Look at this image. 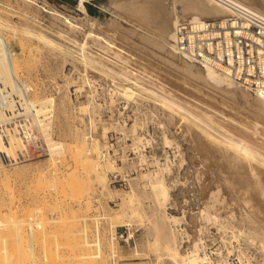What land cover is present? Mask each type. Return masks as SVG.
<instances>
[{"label":"rangeland","instance_id":"374dc122","mask_svg":"<svg viewBox=\"0 0 264 264\" xmlns=\"http://www.w3.org/2000/svg\"><path fill=\"white\" fill-rule=\"evenodd\" d=\"M108 1L98 2L97 7L83 4V12L79 9V2L77 4L73 0H0V20L9 24L1 27V31L9 40L11 50L16 53V60L20 61L17 63L21 81L35 88L31 91L33 98L53 100L49 107L52 109L51 136L54 140L67 142L66 145L81 144L84 148L80 162L87 159L83 160L87 162L79 165L80 185L76 190L68 183L64 184L69 180L63 181L64 176L61 177L75 168V159L71 157L69 147H66L67 152H62L64 156L66 154L65 157L61 153V156L51 158L46 147L45 154L38 159L4 168L10 173L18 169L29 173L26 176H9V181L0 179V203H3L2 206L0 204V217L4 218L0 227V233L4 235L0 237L6 239L3 242L0 238V264L11 263L6 260L13 257H16L15 264L24 263L23 258H20L22 263L18 261L19 254L24 256V264L28 261L30 264H176L169 258L166 247L174 242L181 255L188 254L198 244L197 253L204 258L203 264H219L223 259L229 264H241L239 252L249 258L251 264H262L260 241L247 233L253 231L264 235V196L261 195L262 199L259 195L262 192L259 188L264 187V166L256 161L257 157L259 160L261 155L264 156V114L255 109L252 101L244 97L241 99L239 94L237 96L219 89L220 92L215 90L217 88L201 85L200 81H194L195 78L181 72L180 68L165 61L163 63L159 57L155 58L157 56L150 51L131 46L121 38L122 32L109 34L105 30L113 27L109 20H118L125 28H129L130 24L126 21L128 15L124 11H116ZM65 19H70L79 27L69 26ZM88 30L116 42L125 50L129 48L128 51L135 57L129 60L130 57L126 58L124 53L116 56L115 51L102 40L86 38ZM136 68L138 71L133 70ZM153 71L159 75L156 76ZM234 87L244 89L242 86ZM192 88H197L198 95ZM126 89H129L127 93ZM168 99L175 108L166 104ZM176 104L184 110L177 109ZM225 137L226 140L221 139ZM228 140L245 141L254 148L255 153L260 154L255 158L250 156V161L246 160L249 166L244 160L239 161L242 170L240 176L232 175L229 163L220 154V149L229 148ZM263 156L261 158L264 159ZM51 159H57L54 168ZM235 162L231 160L232 164ZM55 167L56 170H53ZM42 168H46L44 171H49L46 175L56 181L53 185L40 183L39 186L36 176L33 177L35 170ZM251 171L259 176L258 181ZM149 173H162L170 195L165 205L161 197L150 192ZM36 182L37 186L34 185ZM241 200L245 202L241 203ZM172 217H177L178 221L171 220ZM16 218L21 224H14L15 221L18 223ZM11 219H15L11 221L15 227ZM217 220L228 223L226 225L237 233L243 231L239 241L233 242L231 252H227V246H224L222 237L225 238V234H221L223 230L219 229ZM9 222L15 229L20 228L19 233L14 228H7ZM30 232L38 238H33V246ZM10 241H14V245ZM18 241L22 243L20 246ZM87 242L94 246H87ZM31 254L34 263H31ZM86 254H91L92 259L89 256L90 260H87L83 256Z\"/></svg>","mask_w":264,"mask_h":264},{"label":"bare ground","instance_id":"6f19581e","mask_svg":"<svg viewBox=\"0 0 264 264\" xmlns=\"http://www.w3.org/2000/svg\"><path fill=\"white\" fill-rule=\"evenodd\" d=\"M224 1H230L231 3H233V4H235V5H239V6H242V7H245V8H248V9H252V10H254V11H256V12H258V13H260V14H262L263 16H264V0H109L108 2H109V5L112 7V8H114L116 11H124V13H126L127 15H128V17L126 16V21H128L129 22V24H130V26H129V28H125L122 24H120L119 23V21L118 20H115V21H112V20H109V21H111L112 22V25H113V27H112V25H110V30H112V32L110 33V30H107V29H105L109 34H114L115 32H118V31H120L119 32V34L121 33L122 34V36L123 37H121L122 39L124 38L129 44H131V46H134V47H137V48H139V49H142L143 51L144 50H148V51H150L151 53H153V54H155L157 57H155V58H158L159 57V59L161 58L162 60H163V63H167L168 65H172L173 67H177V68H180L181 69V72H183V73H185V74H187V75H189L190 77H193V78H195V80L194 81H196V80H198V81H200L201 82V85L202 84H204V85H206V86H210L211 88L213 87L214 89L215 88H217V89H215L216 91L218 90V91H220V90H222V91H225V92H228V93H233V94H235V95H237L238 96V94L241 96L240 98L242 99L243 97V99H247V100H250V101H252L253 102V105L255 106V109L256 110H258L259 112H261L262 114H264V91H259V92H255V93H258V94H256V95H253L252 93H254V92H250L249 90H247V89H243V88H241V87H238V88H236V87H234V86H236L237 84H235V83H233V82H231V81H229L227 78H225V77H223L222 75H220L219 73H217L216 71H214V70H212V69H210V68H206V69H204V68H202V67H200V66H198V65H196V64H193V63H189V62H187V61H185L184 59H182L176 52H175V50H174V47H173V45H172V43L170 44V42L172 41V39H173V29H174V26H175V24L179 21V19L180 18H184V17H190V18H194V19H196V18H218V17H222V16H227V15H230L231 13H232V9L229 7V6H227V5H225V3H224ZM32 2V1H31ZM79 5H80V7H79V9L80 10H82L83 12L85 11V9H84V6H83V1L82 0H80L79 1ZM77 10V9H76ZM56 14H59V13H55V15ZM72 17V16H71ZM125 17V16H124ZM122 18V17H121ZM72 19V18H71ZM78 19V18H77ZM65 20H67V19H65ZM70 20V19H69ZM69 20H67V22L70 24H68L69 26H74V27H79L78 25H76V24H74V23H72L71 21H69ZM73 20V19H72ZM76 20V19H75ZM74 22V21H73ZM76 22V21H75ZM111 22H110V24H111ZM65 23H66V21H65ZM91 23V22H90ZM94 22H92L91 24H93ZM78 24V23H77ZM80 25V24H79ZM108 25H109V22H108V24H107V26L106 27H108ZM7 26H9V24L7 23V22H3V21H1L0 20V78H2L3 79V81L5 82V83H7V84H9L10 86H12L13 88H15V84L18 86L19 84L17 83L18 81H21V79H20V77H19V75H18V69H19V66H18V63L20 62H18L17 60H16V53L15 52H13L12 50H11V48H10V45H9V40L7 39V37H5V35L3 34V32L1 31V27L3 28V27H7ZM14 28V27H13ZM109 29V28H108ZM75 30V29H74ZM104 30V29H103ZM86 34H88V35H86V38L88 37V38H90V37H92V39L93 40H97V39H99V40H102L103 42H104V44L106 43L107 45L106 46H108V47H110L112 50H113V52L115 51V54H116V56H122V53H124L125 54V57L127 56V57H130V59L129 60H131V57L133 56V57H135V55H132L131 53H130V51H128V50H130L128 47V50H125V49H123L122 47H120L119 46V44H116V42H112V41H109V40H107V39H105V37L104 36H102V35H100V34H98V33H94V32H92V31H87L86 32ZM115 35V34H114ZM118 35V34H117ZM116 35V36H117ZM41 36H43V35H40V37ZM121 36V35H120ZM39 37V36H38ZM119 37V36H118ZM117 37V38H118ZM44 38V37H43ZM120 38V39H121ZM45 39V38H44ZM43 39V40H44ZM46 40H48V38L46 39ZM92 40V41H93ZM124 40V41H125ZM49 41H50V39H49ZM48 41V42H49ZM118 41H120V40H118ZM52 42V41H51ZM127 42H125V43H127ZM53 43V42H52ZM94 43H95V41H94ZM96 43H99V42H96ZM117 43H119V42H117ZM46 44V43H45ZM129 44H127V45H129ZM121 46H122V44H121ZM124 46V45H123ZM130 46V45H129ZM124 48H126L125 46H124ZM126 48V49H127ZM135 49V48H134ZM136 50V49H135ZM139 51V50H138ZM141 52V51H140ZM134 53V52H133ZM143 53V52H142ZM145 53V52H144ZM137 54V53H136ZM149 54V53H148ZM152 54V55H153ZM139 55V54H138ZM147 55V54H146ZM24 56V55H23ZM112 56V55H111ZM115 56V55H114ZM114 56H112V57H114ZM141 56V55H140ZM84 57H86V56H84ZM83 57V58H84ZM126 57V58H127ZM145 57V56H144ZM154 57V56H153ZM114 58H116V57H114ZM138 58V57H137ZM140 58V57H139ZM138 58V59H139ZM86 59V58H85ZM146 59V58H145ZM148 59V58H147ZM20 60V59H19ZM87 60H88V58H87ZM136 60V59H135ZM149 60V59H148ZM156 60V59H155ZM84 61V60H83ZM89 61H90V59H89ZM134 61V60H133ZM140 60H138V62H139ZM141 61H144V62H146L145 60H141ZM150 61H152V60H150ZM165 61V62H164ZM18 62V63H17ZM92 62H94V61H92ZM96 62V61H95ZM137 62V61H136ZM144 62H143V65L145 66V64H144ZM90 63H91V61H90ZM140 63V62H139ZM152 63V62H151ZM156 62H154V64H155ZM95 64V63H94ZM96 64H97V62H96ZM141 64V63H140ZM148 65H149V63H147ZM20 65V64H19ZM92 65V64H91ZM136 65V64H135ZM157 65H159V64H157ZM97 66V65H96ZM141 66V65H140ZM100 67H102V66H100ZM149 67V66H148ZM161 67V66H160ZM25 68V67H24ZM146 68V67H145ZM151 68V67H150ZM156 69H157V67H155ZM129 69V68H128ZM154 69V68H153ZM152 68H151V70H153ZM159 69V68H158ZM160 69H162V68H160ZM168 69V68H167ZM110 70V69H109ZM125 70H126V68H125ZM148 71L150 70L149 68L147 69ZM163 70V69H162ZM170 70V69H169ZM176 70H178V69H176ZM112 71V70H111ZM130 71V70H129ZM154 71H156V70H154ZM152 72L153 74H155V72ZM132 72V71H131ZM151 72V71H150ZM157 72H158V70H157ZM173 72V71H172ZM165 73V72H164ZM167 74V73H166ZM156 75V74H155ZM157 75H159V73H157ZM156 75V76H157ZM162 75V74H161ZM167 76V75H166ZM179 76V75H178ZM126 77V76H125ZM155 77V76H154ZM159 77H161V76H159ZM164 77V79H165V76H163ZM162 77V78H163ZM157 78V77H156ZM181 78V77H180ZM128 79V78H127ZM159 79V78H158ZM167 79V78H166ZM168 79H169V76H168ZM182 79V78H181ZM180 79V80H181ZM155 80V79H154ZM183 80V79H182ZM186 80V79H185ZM161 81V80H160ZM176 81V80H175ZM184 81V80H183ZM162 82V81H161ZM185 82V81H184ZM187 82V81H186ZM188 82H189V80H188ZM197 82V81H196ZM21 83L23 84L24 83V85L26 86V87H28V88H30L31 89V91H33L34 89H33V87H32V85L31 84H29L28 82H25V81H21ZM31 83V82H30ZM177 83V82H176ZM181 83H182V81H181ZM138 84V83H137ZM179 84V83H178ZM184 84V83H183ZM195 85H196V83H194ZM199 84V83H198ZM190 84H188L187 86H189ZM192 85V87H194L193 86V83L191 84ZM20 86V85H19ZM182 86H184V85H182ZM181 86V87H182ZM185 86H186V84H185ZM196 86H198V85H196ZM237 86H240V85H237ZM20 87H22V86H20ZM143 87V86H142ZM190 88H191V86H189ZM188 87V88H189ZM199 87H201V86H199ZM145 88V87H144ZM187 88V87H186ZM203 88H205V86L203 87ZM209 88V87H208ZM185 89V88H184ZM193 89V91H194V89L196 90L197 88H192ZM191 89V90H192ZM199 89V88H198ZM220 89V90H219ZM128 90L129 89H126L125 90V93H127L128 92ZM178 90V89H177ZM183 90V89H182ZM207 90V89H206ZM130 91H131V89H130ZM146 91H148V92H150L148 89H146ZM153 91V90H152ZM151 91V92H152ZM197 91V90H196ZM40 92V91H39ZM185 92H187V91H185ZM199 92H200V89H199ZM205 92V91H204ZM209 92V91H208ZM207 92V93H208ZM214 92V91H213ZM221 92V91H220ZM225 92H222V93H224L225 94ZM43 93V92H42ZM132 93H133V91H132ZM152 93H155V91L154 92H152ZM181 93V92H180ZM201 93H203V92H201ZM200 93V94H201ZM211 93V92H210ZM216 93V92H215ZM35 94V93H34ZM33 94V95H34ZM41 94V93H40ZM39 94V95H40ZM155 94H158V93H155ZM182 94V93H181ZM205 94H206V92H205ZM205 94H201V95H205ZM211 94H213V93H211ZM211 94H207V95H211ZM219 94V93H218ZM232 94V95H233ZM36 95V94H35ZM131 95V94H130ZM185 95V94H184ZM197 95H198V91H197ZM222 95V94H221ZM227 96L229 95V94H226ZM232 95L230 96V97H232ZM158 96L161 98L162 97V95L160 96L159 94H158ZM216 96V95H215ZM30 97H31V103H32V105H33V107L35 108V111H36V115H37V118H38V121L40 122V125H41V128H40V130L42 131V135H43V140H44V142L47 144V146H48V151H49V153H50V155H51V158L54 156V155H57V156H64L63 155V153L62 152H64L65 150H66V147H69V150H70V154L72 155L71 157L73 158V159H75V168L74 169H72L71 171H69L68 173H66V174H64V175H62L61 177H63V181H68V182H63L64 184H67L68 183V185H70V187H72L74 190H76V189H79V168H80V166L79 165H81V163L83 162V163H85V162H87V161H83V160H87V159H82L81 161L82 162H80V159L82 158V156H83V148L84 147H82V145L81 144H77V142L76 143H71V144H69V145H66L67 144V142H63V141H60V140H54L53 139V137L51 136V130H50V127H51V125H50V119L49 120H46V121H44L42 118H41V116H43L44 114H45V112L48 110V108L49 107H51L52 106V102H53V100L51 99V98H45V99H41L40 97H39V99H36V97L35 98H33L32 97V95H31V93H30ZM186 97V96H185ZM188 97V96H187ZM212 97V96H211ZM233 97H236V96H233ZM53 98V97H52ZM166 98V97H165ZM196 98H197V96H196ZM205 98H207V97H205ZM215 98V97H214ZM213 98V99H214ZM239 98V99H240ZM167 99V98H166ZM192 99V98H191ZM199 99H201V98H198V100ZM208 99H209V97H208ZM212 99V98H211ZM230 99H235V98H230ZM193 100H194V98H193ZM215 100H217V99H215ZM228 100V99H227ZM246 100V101H247ZM168 103H166V104H171L173 107H174V103H172V102H170V99H168V100H166ZM216 102V101H214V100H210L209 102ZM236 101V100H235ZM250 101H249V103H250ZM164 102H165V100H164ZM194 102H196V101H194ZM204 102V101H203ZM206 102H208V101H206ZM239 102V101H238ZM243 102V101H242ZM193 103V102H192ZM212 103V104H213ZM224 103V102H223ZM244 103V102H243ZM189 104V103H188ZM198 104V103H197ZM202 104V103H201ZM200 104V105H201ZM207 104V103H206ZM221 104V103H220ZM219 104V105H220ZM65 105V104H64ZM86 105V104H85ZM200 105H198L200 108H202ZM223 105V104H222ZM253 105H251V106H253ZM168 106V105H167ZM176 107H177V109H179L180 108V110L181 109H183L184 110V108H181L180 107V105H178V104H176L175 105ZM204 106H205V104H204ZM208 107V106H207ZM222 107V106H221ZM224 107V106H223ZM248 107V106H247ZM175 108V107H174ZM228 108V107H227ZM209 109H210V107H209ZM212 109H213V107H212ZM211 109V110H212ZM217 109V108H216ZM223 109H225V108H223ZM228 109H230V108H228ZM56 110V109H55ZM60 110V109H59ZM62 110V109H61ZM65 111V110H64ZM186 111V110H185ZM203 111V110H202ZM213 111V110H212ZM221 111V110H220ZM239 111V110H238ZM187 112V111H186ZM206 112V111H205ZM214 112H215V110H214ZM216 112H218L217 110H216ZM223 112V111H222ZM221 112V113H222ZM232 112V111H231ZM247 112V111H246ZM65 113V112H64ZM188 113V112H187ZM239 113H241V112H239ZM188 114H190V115H192L191 113H188ZM215 114V113H214ZM219 114V113H218ZM217 114V115H218ZM62 115V114H61ZM194 115V114H193ZM192 115V116H193ZM208 115H209V113H208ZM207 115V116H208ZM245 116V115H244ZM193 117H196V116H193ZM209 117V116H208ZM225 117V116H224ZM228 117V116H227ZM232 117V116H231ZM241 117V116H240ZM196 118H198V117H196ZM198 119H200V118H198ZM211 119V118H210ZM227 119V118H226ZM237 119V118H236ZM249 119V118H248ZM54 120H55V118H54ZM197 120V119H196ZM209 120V119H208ZM232 120V119H231ZM230 120V121H231ZM255 120V119H254ZM248 121V120H247ZM201 122V121H200ZM204 122V121H203ZM238 122H239V120H238ZM250 122V121H249ZM214 123V122H213ZM239 124V123H238ZM245 124V123H244ZM256 124H259V123H256ZM260 125H262V124H260ZM205 126H207V125H205ZM255 126V125H254ZM257 126V125H256ZM55 128V127H54ZM249 128V127H248ZM261 128V127H260ZM135 129V128H134ZM247 130V129H246ZM54 131V130H53ZM197 131V130H196ZM264 131V130H263ZM263 131H260V132H263ZM102 132V131H101ZM199 132V131H198ZM198 132H196V133H198ZM255 132H256V130H255ZM209 133V132H208ZM254 133V132H253ZM200 134V133H199ZM205 134V133H204ZM255 134V133H254ZM260 134V133H259ZM194 135V134H193ZM196 135V134H195ZM209 135V134H208ZM262 135V134H261ZM264 135V134H263ZM197 136V135H196ZM202 136V135H201ZM223 136V135H222ZM221 136V137H222ZM208 137V136H207ZM206 137V138H207ZM210 137V136H209ZM208 137V138H209ZM212 137V136H211ZM224 137V136H223ZM264 137V136H263ZM216 138V137H215ZM202 139V138H201ZM204 139V138H203ZM221 139H227L226 137L225 138H221ZM264 139V138H263ZM209 140L211 141V139L209 138ZM214 140V139H213ZM170 141V140H169ZM206 141V140H205ZM216 141H218V140H216ZM216 141H214L215 143L214 144H217V142ZM74 142V141H73ZM221 142V141H220ZM66 143V144H65ZM165 143H167V139H166V142ZM169 143V142H168ZM213 143V142H212ZM227 146L229 147V148H222V150L218 147V146H216L217 148H219L218 150L219 151H221L222 153H220V152H218V153H220L221 155H223L222 156V158L224 159V160H226L228 163H229V170L231 171V173H232V175L233 174H235V175H242V173H241V166H240V164H239V161H243L244 163L246 162V164L248 163L246 160H248V161H250L249 159H250V156L252 157V156H254V157H252V158H255V157H257V156H259L260 154L259 153H257V155H256V153L254 152V148L252 149V147H250L245 141H240V142H234V140H228L227 141ZM200 147V146H199ZM213 147V146H212ZM19 148V141L18 140H16V139H14V138H7V139H3V138H1L0 139V149L3 151V150H5L9 155H14L15 154V151L17 150ZM214 148V147H213ZM216 150V149H215ZM213 152H214V150H212ZM66 152H67V150H66ZM65 152V153H66ZM210 152V151H209ZM229 152H232V153H229ZM62 153V154H61ZM59 154H61V155H59ZM69 154V155H70ZM219 154V156H221ZM82 155V156H81ZM213 155H214V153H213ZM65 156H66V154H65ZM64 156V157H65ZM261 156H263V155H261ZM261 156L259 157V160H258V157H257V159H256V161L258 162V164H260V165H262V166H264V159L263 158H261ZM81 157V158H80ZM211 157V156H210ZM264 157V156H263ZM50 158V157H49ZM48 158V159H49ZM59 159L60 158H62V157H58ZM57 158V159H58ZM71 158V159H72ZM221 158V159H222ZM54 159H55V157H54ZM56 159V160H57ZM64 158H62V159H60V160H63ZM212 159V158H211ZM218 159H219V157H218ZM233 159V162H234V160L236 161L234 164H232L231 163V160ZM261 159V160H260ZM263 159V160H262ZM56 160L54 161L53 159H51V163H53V168H54V162H56ZM74 161V160H73ZM251 161H252V159H251ZM254 161V160H253ZM58 162V161H57ZM64 162V161H63ZM80 162V163H79ZM238 162V163H237ZM50 163V164H51ZM59 163H61V162H59ZM83 163H82V165H83ZM227 163V164H228ZM29 164V163H28ZM35 164V163H34ZM246 164H244L246 167H247V165ZM250 164V163H249ZM257 164V166H259ZM36 165V164H35ZM55 165H56V163H55ZM86 165V164H85ZM225 165H226V163H225ZM34 166V165H33ZM45 166H47V165H45ZM221 166V165H220ZM249 166V165H248ZM260 167V166H259ZM32 168V167H31ZM30 168V169H31ZM35 168H36V166H35ZM38 168H40V167H38ZM56 168L57 167H55V169H53V170H56ZM65 168V167H64ZM82 168H83V166H82ZM167 168V167H166ZM213 168V167H212ZM220 168V167H219ZM263 168V167H262ZM44 169H46V168H44ZM44 169L42 168V169H36L35 171H36V173L34 174V176L33 177H35L36 176V178H35V180L38 182V184H39V186H41V185H45L46 183H48V184H52L53 185V183L54 182H56L54 179H53V177H51L50 175L49 176H47L46 174H47V172H49L48 170L46 171H44ZM50 169V168H49ZM164 169V168H163ZM225 169V168H224ZM252 169V168H251ZM254 169V168H253ZM264 169V168H263ZM60 170V169H59ZM162 170V169H161ZM160 170V171H161ZM165 170V169H164ZM249 171H250V169H248ZM10 171V170H9ZM9 171H5V169H2V170H0V179L2 180V179H4V180H7V181H9V179H8V177L9 176H21V175H24L25 173H24V171L23 170H20V169H18V170H15L13 173H10ZM32 171H33V169H32ZM31 171V172H32ZM34 172V171H33ZM251 172H253L254 173V177H256L257 178V181H258V177L259 176H257V174L254 172V171H251ZM251 172H249L250 173V175L252 174ZM27 173H29V172H26V174ZM54 173H55V171H54ZM65 173V172H64ZM211 173V172H210ZM228 173V172H227ZM248 173V172H247ZM261 173V172H260ZM26 174H25V176H26ZM31 174H33V173H31ZM162 174V173H161ZM160 173H149V175H148V178H149V186H150V188H151V191L150 192H152V194L153 195H155L156 197L157 196H159V197H161L163 200H162V203H163V205H165L166 204V202L168 201V199H169V189H168V186H167V184H166V182H165V179H164V177L161 175ZM221 174H224V173H222L221 172ZM28 175V174H27ZM145 175V174H144ZM147 175V174H146ZM244 175V174H243ZM256 175V176H255ZM262 175V174H261ZM264 175V174H263ZM32 176V175H31ZM31 176H30V179H31ZM212 176V175H211ZM245 176H247V175H245ZM253 176V175H252ZM251 177V176H250ZM6 178V179H5ZM15 178V177H14ZM252 178V177H251ZM13 179V178H12ZM29 179V178H28ZM34 179V178H33ZM65 179V180H64ZM238 179V178H237ZM255 179V178H254ZM25 180V179H24ZM226 179H224V181H225ZM260 180V179H259ZM264 180V179H263ZM29 181H32V180H29ZM222 181V180H221ZM243 181V180H242ZM252 181V180H251ZM254 181V180H253ZM5 182V181H4ZM37 182H36V184H34V185H36L37 186ZM62 182V181H61ZM225 182H227V181H225ZM262 182V181H261ZM34 183H35V181H34ZM40 183H42L41 185H40ZM236 183V182H235ZM255 183V182H254ZM33 184V183H32ZM232 184H233V182H232ZM246 184V183H245ZM244 184V185H245ZM251 184V183H250ZM255 184H258V182H256ZM2 185H3V183H2ZM234 185H236V184H234ZM254 185V184H253ZM228 186V185H227ZM232 186V185H231ZM249 186V185H248ZM262 186V185H261ZM48 187V186H47ZM229 187V186H228ZM238 187H239V185H238ZM253 187V186H252ZM32 188V187H31ZM40 188V187H39ZM46 188V187H45ZM230 188V187H229ZM237 188V187H236ZM242 188H243V186H242ZM251 188V187H250ZM264 188V187H263ZM263 188H259V189H261V191L262 192H260V198H262V196H264L263 194V191L264 190H262ZM248 189V188H247ZM257 189V188H256ZM36 190H39V189H36ZM43 190V189H42ZM47 190V189H46ZM132 190V189H131ZM233 190V189H232ZM232 190H230L231 192H232ZM242 190H245V189H242ZM229 191V192H230ZM234 191V190H233ZM246 191V190H245ZM245 191H243L244 193V195H246L245 194ZM35 192V191H34ZM77 192H79L78 190H77ZM237 192V191H236ZM242 192V191H241ZM237 193H239V191L237 192ZM236 193V194H237ZM247 193H248V191H247ZM263 193V194H262ZM12 195V194H11ZM132 195V194H131ZM234 195H235V193H234ZM262 195V196H261ZM13 196V195H12ZM133 196V195H132ZM255 196V195H254ZM130 198H129V201L131 200V196H129ZM224 197V196H223ZM229 197V196H228ZM244 197V196H243ZM219 198H221V196L219 197ZM9 199V198H8ZM12 199H13V197H12ZM239 199V198H238ZM241 199V198H240ZM245 199V198H244ZM253 199V198H252ZM263 199V198H262ZM134 200V199H133ZM225 200V199H224ZM246 200V199H245ZM18 201V200H17ZM219 201V200H218ZM242 201H244V200H241V203H242ZM249 201H250V199H249ZM248 201V202H249ZM13 202V201H12ZM245 202V201H244ZM253 202H254V200H253ZM2 203V202H1ZM0 203V204H1ZM5 203V202H4ZM3 204V203H2ZM2 204H1V206H2ZM11 204V203H10ZM249 205V204H248ZM253 206H255V205H253ZM248 207H250V206H248ZM247 207V208H248ZM257 207H258V205H257ZM252 209V208H251ZM250 209V210H251ZM254 209H256V207L254 208ZM260 209V208H259ZM259 209H257V210H259ZM2 210V209H1ZM10 210V209H9ZM35 210H36V208H35ZM34 210V211H35ZM204 210V209H203ZM249 210V211H250ZM23 211V210H22ZM25 211V210H24ZM134 211V210H133ZM208 211V210H207ZM245 211V210H244ZM26 212V211H25ZM32 212V211H31ZM40 212V211H39ZM135 212V211H134ZM256 212H258V211H256ZM7 213V212H6ZM38 213V212H37ZM208 213V212H207ZM260 213V212H259ZM1 214V213H0ZM8 214H9V212H8ZM11 214V213H10ZM30 214V213H29ZM208 214H211V213H208ZM261 214V213H260ZM260 214H258V215H260ZM1 216V215H0ZM6 216V215H5ZM9 216V215H8ZM13 216H15V214L13 215ZM12 215H11V217H13ZM33 216V215H32ZM74 216V215H73ZM207 216V215H206ZM257 216V215H256ZM261 216V215H260ZM167 217H168V215H167ZM208 217V216H207ZM212 217V216H211ZM234 217V216H233ZM252 217V216H251ZM262 217H263V215H262ZM37 218V217H36ZM170 218V217H169ZM168 218V219H169ZM208 218H210V217H208ZM215 218V217H214ZM2 219H4V218H1L0 217V227L1 226H3V220ZM7 219H8V217H6V220H5V222L7 221ZM42 220H45L44 218H41ZM167 219V218H166ZM174 219V221H178V219H177V217H172V219L171 220H173ZM217 219H219V218H217ZM13 220H15V219H13ZM13 220L11 219L10 220V222L12 221L13 222ZM16 220H18L17 218H16ZM32 220V219H31ZM30 220V221H31ZM41 220V221H42ZM9 221V220H8ZM36 221V220H35ZM259 221V220H258ZM10 222H9V224H10ZM11 222V223H12ZM16 222V223H15ZM14 222V224H21V222L19 223V220H18V223H17V221H15ZM24 222V221H23ZM22 222V223H23ZM33 222V221H32ZM39 222V221H38ZM220 223V230H223V232L222 231H220L221 232V234L222 233H224L225 235V238L224 237H222V241H223V239H224V242L223 243H225V247L227 248V252H231L232 251V249H233V246H232V244H233V242L234 241H239V238L240 237H242V232L243 231H239V233H237V232H235L233 229V226H232V228L233 229H230L226 224H228V223H222L220 220H217V223ZM8 223V222H7ZM6 223V225H8ZM43 224H44V222H42ZM160 223V222H159ZM177 223V222H176ZM244 223V222H243ZM262 223V222H261ZM13 224V223H12ZM13 224V225H14ZM37 224V223H36ZM39 224V223H38ZM37 224V225H38ZM11 225V224H10ZM8 226L7 228H9L10 227V229L11 228H14L15 227V225H14V227H12L13 225H11V226ZM24 225V224H23ZM22 225V226H23ZM29 225H32L31 223L29 224ZM260 225V224H259ZM263 225V224H262ZM39 226V225H38ZM20 227V226H19ZM262 227V226H261ZM26 228V227H25ZM2 229H3V227H2ZM22 229H23V227H22ZM230 229V230H229ZM14 230L16 231V233H19V230H20V228H18V227H16V229L14 228ZM12 231V230H11ZM3 232V231H2ZM20 232H22V231H20ZM38 232V231H37ZM5 233V232H4ZM11 233V232H10ZM172 234H173V232H171ZM250 237H253V238H258L259 239V241H260V252H261V254H262V259H263V262H262V264H264V235L262 236H260V235H258V234H256V233H254L253 231H250V232H248L247 233ZM0 235H2V233H0ZM4 235V234H3ZM3 235H2V237H3ZM6 235H8V234H6ZM23 235V234H22ZM21 235V236H22ZM35 235V234H34ZM31 232H30V241H31V246H33V241H34V239L33 238H36V235L34 236ZM20 236V237H21ZM34 236V237H33ZM39 236V235H38ZM221 236H223V235H221ZM2 237H0L1 239H3L4 241L3 242H5V240L6 239H4V238H2ZM5 237V236H4ZM16 238V237H15ZM11 239V238H10ZM38 238H36V240H37ZM41 239V238H40ZM174 239V238H173ZM8 240V239H7ZM14 240V239H13ZM16 240H19V239H16ZM85 240V239H84ZM170 240V239H169ZM22 241V240H21ZM158 241V240H157ZM11 243L13 242V244H11V245H14V241H10ZM10 242H9V244H10ZM80 242H82V241H80ZM174 242V241H173ZM6 243H8V241L6 242ZM18 245L20 246V244H22L20 241H18ZM25 243V242H24ZM83 243V242H82ZM91 243V242H90ZM89 242H87V246L88 245H90V246H94V245H91ZM97 243V242H96ZM92 244H94L93 242H92ZM173 244V243H172ZM174 244H175V242H174ZM167 245L166 246V244H165V246L167 247V250H168V255L170 256H168L169 258H172L173 259V261H175V263L176 264H179V261H181L183 264H203V262H204V258H202V257H199V255H198V253H197V251L199 250L198 249V244H195L194 245V249L193 250H189V252H188V254H186V255H181V253L179 252V250H178V247H176L175 245ZM84 245H86V244H84ZM96 245V244H95ZM5 246H7L8 247V245H6L5 244ZM86 246V247H87ZM97 246V245H96ZM4 247V246H3ZM15 247V246H14ZM22 247V246H21ZM21 247H18V248H21ZM35 247V246H34ZM84 247V246H83ZM162 248H164V247H162ZM7 249V248H6ZM33 249V248H32ZM71 249V248H70ZM88 249V248H87ZM98 249V248H97ZM3 250H4V252H5V249L3 248ZM19 250H21V249H19ZM221 250V249H220ZM11 251H13V250H11ZM29 251V250H28ZM32 251V250H31ZM81 251V250H80ZM16 252H18L17 251V249H16ZM48 252V251H47ZM72 252V251H71ZM3 253V252H2ZM20 253V252H19ZM18 253V254H19ZM21 253H23L22 251H21ZM28 253V252H27ZM74 253V252H73ZM86 253H88V250H87V252ZM220 253V252H219ZM11 254V253H10ZM46 254V253H45ZM83 254V253H82ZM81 254V255H82ZM89 254V253H88ZM78 255V254H77ZM2 256V255H1ZM7 256H8V252H7ZM13 256H15V254L13 255ZM22 255L21 254H19V258H17V259H19L18 261H20L21 262V259L20 258H23L22 260L24 261V263H26L25 262V260H24V256L23 257H21ZM29 256V255H28ZM58 256V255H57ZM83 256H86L87 257V260H90V259H88L89 258V256H91L90 258L92 259V255L90 254V255H83ZM83 256H80V257H83ZM238 256H239V260H240V262H241V264H251L250 263V259L249 258H247V257H245V255L242 253V252H239V254H238ZM6 257V256H5ZM4 257V258H5ZM18 257V256H17ZM55 257V256H54ZM59 257V256H58ZM10 258V257H9ZM9 258H7V259H9ZM12 258V257H11ZM16 258V257H15ZM15 258L13 257V259L12 260H6V261H12L11 263L13 264H15L16 262V260H15ZM27 258V257H26ZM25 258V259H26ZM51 258V257H50ZM167 258V257H166ZM29 259V258H28ZM28 259H26V260H28ZM53 259V258H52ZM73 259V258H72ZM75 259V258H74ZM82 259V258H81ZM86 259V258H85ZM171 259V260H172ZM61 260V259H60ZM86 260V262H88V263H90L89 261H87ZM179 260V261H178ZM1 261V260H0ZM47 261V260H46ZM56 261V260H55ZM76 261V260H75ZM93 260H91V262H92ZM252 261V260H251ZM19 262V263H20ZM35 262V260L32 258V254H31V263H34ZM63 262V261H62ZM71 262V261H70ZM11 263H9V264H11ZM22 263V262H21ZM24 263H22V264H24ZM28 263H29V261H28ZM27 263V264H28ZM55 263V262H54ZM80 263V262H79ZM6 264H8V263H6ZM30 264V263H29ZM36 264V263H35ZM87 264V263H86ZM91 264H94V263H91ZM181 264V263H180ZM219 264H229L227 261H226V259H223V260H221V262H219Z\"/></svg>","mask_w":264,"mask_h":264},{"label":"built area","instance_id":"2783aa9c","mask_svg":"<svg viewBox=\"0 0 264 264\" xmlns=\"http://www.w3.org/2000/svg\"><path fill=\"white\" fill-rule=\"evenodd\" d=\"M82 1L97 7L102 0ZM224 3L232 9L230 15L179 19L171 41L174 50L185 61L210 68L251 92L264 91V16L230 1ZM17 83L22 87L15 84L13 88L0 78V139L19 141L14 155L0 149V170L36 160L48 148L31 103V89ZM51 111L48 108L41 118L49 120Z\"/></svg>","mask_w":264,"mask_h":264}]
</instances>
